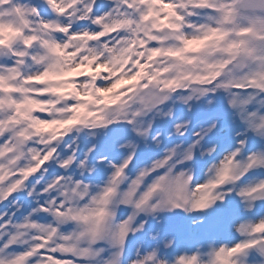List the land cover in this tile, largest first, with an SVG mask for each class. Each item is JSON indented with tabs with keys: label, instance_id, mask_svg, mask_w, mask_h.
Listing matches in <instances>:
<instances>
[{
	"label": "snow or ice",
	"instance_id": "snow-or-ice-1",
	"mask_svg": "<svg viewBox=\"0 0 264 264\" xmlns=\"http://www.w3.org/2000/svg\"><path fill=\"white\" fill-rule=\"evenodd\" d=\"M0 264H264V0H0Z\"/></svg>",
	"mask_w": 264,
	"mask_h": 264
}]
</instances>
